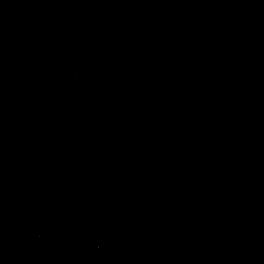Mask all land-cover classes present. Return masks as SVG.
<instances>
[{
	"label": "water",
	"instance_id": "obj_1",
	"mask_svg": "<svg viewBox=\"0 0 264 264\" xmlns=\"http://www.w3.org/2000/svg\"><path fill=\"white\" fill-rule=\"evenodd\" d=\"M0 264H264V0H0Z\"/></svg>",
	"mask_w": 264,
	"mask_h": 264
}]
</instances>
